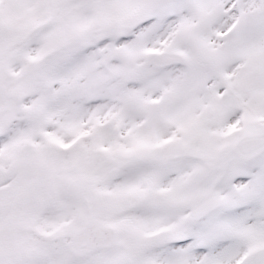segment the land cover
<instances>
[{
  "label": "snow or ice",
  "instance_id": "1",
  "mask_svg": "<svg viewBox=\"0 0 264 264\" xmlns=\"http://www.w3.org/2000/svg\"><path fill=\"white\" fill-rule=\"evenodd\" d=\"M0 264H264V0H0Z\"/></svg>",
  "mask_w": 264,
  "mask_h": 264
}]
</instances>
